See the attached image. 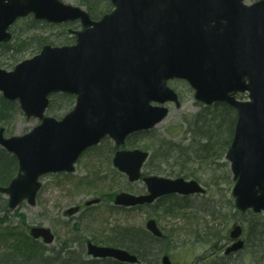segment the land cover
Instances as JSON below:
<instances>
[{"label": "water", "instance_id": "95a60500", "mask_svg": "<svg viewBox=\"0 0 264 264\" xmlns=\"http://www.w3.org/2000/svg\"><path fill=\"white\" fill-rule=\"evenodd\" d=\"M114 8L93 20L82 7L64 0H0V44L12 39L11 26L33 14L52 23L80 20L71 45H44L12 70L0 68V92L17 100L28 119L40 124L22 135L5 136L0 146L15 155L18 174L0 192L10 209L26 200L36 205L47 173L74 172L81 154L110 137L121 147L128 136L148 130L168 113L167 102H181L169 81L179 78L194 90L196 100L211 105L225 102L237 113L233 140L226 152L233 174L232 194L241 212L264 211V0H111ZM52 93L76 96L73 109L58 119L47 115ZM248 94V99L238 94ZM149 152L118 149L114 166L134 182L141 178ZM147 192L121 191L114 203L135 206L153 203L168 194L204 193L195 179L144 176ZM100 198L85 202L98 203ZM80 206L65 211L73 215ZM146 228L163 235L150 217ZM243 228L234 224L231 253L244 246ZM34 238L55 239L46 227L34 226ZM95 258L112 257L134 263L127 249L87 243ZM163 264H172L168 254Z\"/></svg>", "mask_w": 264, "mask_h": 264}, {"label": "rangeland", "instance_id": "374dc122", "mask_svg": "<svg viewBox=\"0 0 264 264\" xmlns=\"http://www.w3.org/2000/svg\"><path fill=\"white\" fill-rule=\"evenodd\" d=\"M64 1L75 6H82L87 10L83 0ZM253 1L255 0H245V3H254ZM45 22L40 21L35 29L30 30L29 34L24 33L27 30L24 24L17 29L14 36L25 38L30 35H42L43 37L49 35L50 40L54 41L55 45H59L69 38L72 39L71 42H74V31L82 29L80 22L68 24L65 28L60 27L61 24L51 26L50 23ZM25 50H21L23 51L21 54L16 53L15 57H19V60L11 56V51L0 50V67L12 70L20 61L32 58L41 49L29 46ZM170 85L178 91L181 97L180 106L170 104V113L152 129L150 134L132 135L127 139L123 148H140L149 151L151 155L163 138L182 143L183 146H190L188 137L192 134H189L190 127L184 119L200 111V105L195 100L194 92L188 83L172 80ZM73 106L74 104L70 106L69 103H65L59 106L58 112L49 113L48 111V114L60 119ZM38 124H40L39 119L34 117L28 119L20 111L9 125L8 133L5 130V136L25 134ZM113 149H115L114 142L107 138L101 144L84 152L76 164L75 172L43 176L41 179L43 186L37 197L36 205L23 202L18 208L5 212L2 210V204L8 202V196L0 192V219H7L4 223L0 221L1 249H7L15 239L23 238V233L29 235L31 226L43 225L51 228L56 236L55 240L49 244H45L42 239L37 241L46 254L52 252L51 249L59 250L70 243L73 248L78 247L79 241L83 239H86V251L89 239L96 243L109 244L102 243L99 239L111 236L113 225H136L145 228L147 218L152 215L171 238L172 246L169 254L174 264H190L189 261L203 255L208 245L203 241L194 242L190 238L193 233H198L196 225H204V229L207 227V231L200 235L203 238L210 234L211 226L226 222V216H229L230 212L227 200L230 195L233 198L234 181L226 153L222 156L213 155L200 159L190 155L187 150L184 155L183 153L176 155L179 157L176 161L170 160L162 164L156 160L151 162L148 159L149 166L147 164L144 166V175L154 174L170 178L182 176L185 179H195L206 188V192L191 196L171 194L150 205L120 209L113 202L116 193L127 191L143 194L147 191V185L143 179L136 182L129 181L125 174L114 167ZM97 197L101 198L100 202L90 206L85 205L86 201ZM78 204L82 206L80 212L70 217L65 214L66 209ZM207 209H216L220 212L213 216L208 213Z\"/></svg>", "mask_w": 264, "mask_h": 264}, {"label": "trees", "instance_id": "16d2710c", "mask_svg": "<svg viewBox=\"0 0 264 264\" xmlns=\"http://www.w3.org/2000/svg\"><path fill=\"white\" fill-rule=\"evenodd\" d=\"M83 2L94 19L100 18L112 9L111 0H83ZM39 23L40 21L32 16L20 19L11 28L13 38L9 42L0 44V50L11 51V56L14 58L17 52L21 54L23 52L21 50L26 51L25 49L29 46L41 49L44 44L55 45V42L50 40L49 35L45 37L30 35V37L25 38L14 36L20 26L26 24L27 30L24 33L29 34L30 30L35 29ZM68 24L64 23L59 26L65 28L68 27ZM49 25L55 26L51 23ZM66 40L59 45L72 43V39ZM15 60H19V57H15ZM74 101L75 97L73 95L53 94L48 111L49 113L58 112L59 106L65 103L72 106ZM199 105L200 111L192 117L184 119L189 124V134L193 135V137L192 135L188 137L190 146H183L182 143L163 138L160 142L158 141L159 146L150 155L149 160L151 162L156 160L159 164H162L168 163L170 160L176 161L179 158L176 155L178 156L180 153L184 155L187 150L190 155L200 159L212 157L213 155L222 156L226 153L236 124L235 109L224 102H216L212 105L199 103ZM20 111L18 101L6 99L0 94V127H5L7 133L9 125ZM152 131H140L134 135L150 134ZM147 166H149V163ZM17 172L18 161L16 157L0 147V186L8 185L17 175ZM227 202L230 205V212L228 213L229 216L225 215L227 217L226 222L211 226L210 234L201 238V233L206 232L207 227L204 229V225H196L198 233H193L190 238L194 242L203 241L208 245V249L197 259L189 261L190 264H264V212L255 213L248 210L241 213L235 208L234 199L231 195ZM2 205V210L9 212L8 202H4ZM120 209L124 208L120 207ZM207 210L213 216L220 212L216 209ZM0 221L2 220L0 219ZM236 222L241 223L243 226L245 245L242 249L227 254L225 253L227 243L224 242L231 241L230 229ZM165 232L159 238L145 228L136 225L115 224L111 229V236L99 239L102 243L120 246L136 253L139 258L137 263L119 262L110 258H91L85 252L86 239L80 240L78 247L73 248L70 243L59 250H52V252L46 254L37 240L32 239L27 233H23V238L15 239L7 249H1L0 247V264H162V255L169 253L172 246L171 238Z\"/></svg>", "mask_w": 264, "mask_h": 264}, {"label": "bare ground", "instance_id": "6f19581e", "mask_svg": "<svg viewBox=\"0 0 264 264\" xmlns=\"http://www.w3.org/2000/svg\"><path fill=\"white\" fill-rule=\"evenodd\" d=\"M8 209H10L9 207H8ZM10 210H12V209H10ZM2 221H1V223H4L6 220L5 219H1ZM34 226H37V227H46V226H43V225H33V226H31L30 227V230H31V228L32 227H34ZM46 228H49V227H46ZM51 231H52V229L51 228H49ZM29 236L32 238V239H34V240H39V238H34L32 235H31V233H29ZM93 241V240H92ZM93 242H95V241H93ZM232 245V242L231 241H228L227 242V244H226V248H228L229 246H231ZM244 247V246H243ZM242 247V248H243ZM241 248V249H242ZM52 250H55V249H51V251ZM240 250V249H239ZM48 254V253H47ZM105 258H110V259H114V260H117V259H115V258H112V257H105ZM117 261H120V260H117ZM121 262H123V261H121Z\"/></svg>", "mask_w": 264, "mask_h": 264}]
</instances>
